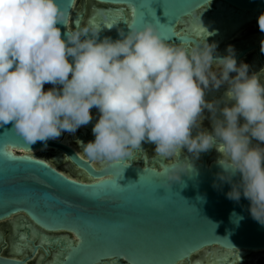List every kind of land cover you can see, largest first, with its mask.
<instances>
[{"label": "clouds", "instance_id": "1", "mask_svg": "<svg viewBox=\"0 0 264 264\" xmlns=\"http://www.w3.org/2000/svg\"><path fill=\"white\" fill-rule=\"evenodd\" d=\"M67 14L60 0H0V125L14 122L29 144L47 142L90 123L96 108L95 140L79 142L94 160H124L146 140L164 158L187 148L195 159L215 147L222 154L216 183L231 184L227 197L248 199L264 224V82L237 63L234 46L226 55L207 39L185 47L151 22L120 28L116 39H101L96 24L62 33ZM258 24L264 31V13ZM225 83L221 108L206 90ZM205 109L211 131L202 127ZM192 169V160L178 158L166 174L177 181ZM243 218L232 213L237 224Z\"/></svg>", "mask_w": 264, "mask_h": 264}, {"label": "water", "instance_id": "2", "mask_svg": "<svg viewBox=\"0 0 264 264\" xmlns=\"http://www.w3.org/2000/svg\"><path fill=\"white\" fill-rule=\"evenodd\" d=\"M78 1L60 0L68 9L62 33L71 31L70 24L73 28L82 27L83 21L89 25L97 10L124 8L120 16H112L117 30L102 31L101 39H116L120 28L127 32L128 26L142 27L151 22L164 39L168 37L169 42L185 47L201 42L195 35L179 31L190 18L198 17L202 8L212 15L222 2L236 14L264 11V0H209L206 7L207 0H89L88 13L87 0H83L81 11L77 10ZM142 8L146 12L140 15ZM155 16L164 25L155 23ZM9 147L33 152L48 149L54 154L50 158L41 154L15 156L7 150ZM212 153L213 148L202 152L198 160L182 152L173 158L154 153L147 155V163L136 151L124 160H103L101 164V160L89 158L61 138L29 144L15 131L14 122L0 125V223L22 220L30 242V249L23 255L12 254L10 243L6 255L0 252V264H38L41 254V264H46L53 261L56 252L54 264H107L109 256L113 264H118L116 257H122L126 264H173L177 259L181 264L185 259L195 264L206 260L208 252L215 249L231 251L228 260L238 250H264V224L251 216L248 199L241 196L234 201L227 197L231 184L216 183L222 169ZM185 157L193 161L192 171L182 173L180 180L169 179L167 169L176 159ZM62 159L67 164L58 166ZM81 167L90 174L80 171ZM57 173L83 184L96 178H117L95 186L107 190V194L93 197L60 180ZM233 212L244 217L238 224L232 219ZM27 224L49 235L50 242H34L28 237ZM202 252L205 255L198 256Z\"/></svg>", "mask_w": 264, "mask_h": 264}, {"label": "bare ground", "instance_id": "3", "mask_svg": "<svg viewBox=\"0 0 264 264\" xmlns=\"http://www.w3.org/2000/svg\"><path fill=\"white\" fill-rule=\"evenodd\" d=\"M123 10H116L114 8H108V10H97L94 12V15L89 20V25L96 24L99 25L102 29V31L106 33H113L117 30V23L114 21V15L120 16V13L124 12ZM213 14L210 15V12L207 9H203V11L199 14L196 18H190L186 23L184 24L183 28L180 29L179 32L186 31L187 33L191 35H195L196 37L200 38L201 41L207 39L210 43L216 42L217 47V53H227V48L229 45H223V42L229 37L235 34L237 31H239L245 24L248 22H251L255 17L259 19L261 12H242V13H235V10L222 2H220L217 5V9L212 12ZM199 22L201 26L206 29V35H203L199 32H197L195 23ZM111 24L112 27L109 28L108 25ZM260 37L264 41V31H262V34ZM221 47V48H220ZM224 96L223 98H225ZM221 98L220 107L222 108L224 106V99ZM231 103H234V101H231ZM217 115H220L218 112ZM210 119L212 121L211 113H210ZM241 123H243V118H241ZM94 124L92 122L88 123L87 125H83L82 128L84 130V134H90L91 140H95V136L93 134ZM195 135V132L193 133ZM63 142H66L67 144H71V142L68 139V135L64 134L61 138ZM254 141V140H253ZM84 144H87L84 143ZM153 143L150 141H144L140 148L137 149V155L143 156L144 159L149 163V159L147 157V151L149 147ZM80 147L83 149L82 145ZM7 150L11 154H17L20 152H25L30 154V156H34L33 151H19L11 147L7 148ZM201 155V154H200ZM222 154L216 149V151L213 153V159H220ZM200 157V156H199ZM198 157V158H199ZM198 158H195L194 160H198ZM100 161V160H95ZM142 161V160H140ZM101 164H104L105 161L101 160ZM29 225L30 229V235L29 238L33 239L34 242H39L41 245H45L49 243L50 236L46 233L41 232L39 229L35 228L31 224ZM25 226V222L22 220L16 219L13 221V238L11 241V253L14 255H23L30 249V242L27 241V229H22V227ZM24 236L26 237L25 240H20V237ZM3 233L0 232V240H3ZM66 238V236H65ZM248 251L245 250H239L236 252V255L234 257V260L232 263L229 264H237V261H242L247 255ZM232 254L231 251H221L219 249H215L211 252H208L206 255V260H199L195 262V264H228L229 261L228 258ZM43 255L41 254V257L38 259V264H41ZM58 259V252L54 254L53 261L47 262L46 264H54V262Z\"/></svg>", "mask_w": 264, "mask_h": 264}, {"label": "flooded vegetation", "instance_id": "4", "mask_svg": "<svg viewBox=\"0 0 264 264\" xmlns=\"http://www.w3.org/2000/svg\"><path fill=\"white\" fill-rule=\"evenodd\" d=\"M79 1L77 3V9H78V5L80 4V9H78V11H81L83 0H79ZM90 3H91V1L87 0L88 13L91 10L90 9ZM258 12L264 13V11H258ZM258 20L259 19L255 17L251 22H248L247 24H245L239 31H237L232 36H229L223 42L222 46L223 45H233L235 48L236 56L240 55V57L237 59V63L238 64L240 62L248 63L250 66L249 67V73L250 74L252 72L259 73V75L261 76L262 82H264V52L261 51V42L263 41V39L260 37V35L262 34V31L259 28ZM85 24H86V22L83 21L82 26H84ZM70 28H71V30L74 29L72 26ZM240 33H243V35L241 37H238V35ZM198 39H200V38H198ZM203 41H201V42H203ZM192 46H193V44L191 45V47ZM218 54L226 55L227 53H222V54L218 53ZM217 71H218V69H217ZM231 75H235V73H232ZM44 87H45V90H47V89L53 87V85L45 84ZM227 89H228L227 83L222 84L220 86V88H218V89L210 88V89L206 90V99L209 101H211L213 99H217V98L221 99L224 96H226ZM92 114H93V119L91 122L95 125V123L99 119V112L96 108H93ZM204 117L205 118L202 121V127L211 131L212 130V121L210 119L209 110L205 109ZM196 131L197 130L194 129L193 133L195 132V134H196ZM64 134L68 135V139L71 142L72 146H74L82 154H85L83 152V149L80 147L81 143H79V142L82 141L83 143H86V142L88 143L91 140V135L90 134H84V130H83L82 126L75 133H70L67 131L63 132L59 138H62ZM253 143H256V141L254 140ZM155 149H156V145H155V143H153L149 147V149L147 151V155L150 156L151 154L156 153ZM50 151H51V155L54 154V151H52V150H50ZM136 151H137V149H134L133 153H135ZM215 151H216V148L213 147V153ZM182 153L185 155L190 154V156H192V154L188 152L187 148H184L182 150ZM45 158H47V157H45ZM48 158H50V157H48ZM50 162H52L51 159H50ZM58 166H61V165H58ZM14 219L6 221V225H5V223L3 224V222L0 223L2 225V228H1L2 231L0 230V232H2L3 235L5 234V228L6 227H9L10 231H11L10 235H8V236L4 235L3 240L2 241L0 240V252L3 255H6L8 253L10 243H11L12 238L14 236V234H13V221H14ZM5 246L7 248L4 249L5 251H2L1 247H5ZM205 253L206 252H204V253L202 252L198 256L201 257V256L205 255ZM257 254H259L258 258L256 260L255 259L253 260L252 258L254 256H256ZM235 255H236V252H235ZM233 260H234V257L231 258L230 260H228L229 261L228 264L232 263ZM30 264H34V261L30 262ZM239 264H264V250H262V251H250V252L248 251V253H247V255H245L244 259L242 261H239Z\"/></svg>", "mask_w": 264, "mask_h": 264}, {"label": "snow or ice", "instance_id": "5", "mask_svg": "<svg viewBox=\"0 0 264 264\" xmlns=\"http://www.w3.org/2000/svg\"><path fill=\"white\" fill-rule=\"evenodd\" d=\"M208 2H209V0H207V2L204 3V7L207 6ZM202 10H203V8L201 9V11ZM145 12H146V9L142 8L141 9V12H140V15L143 14V13H145ZM153 20H154L155 23L161 24L160 21H159V18H157V16H155L153 18ZM161 25H164V24H161ZM108 27L111 28L112 25L109 24ZM195 27H196L197 32H199V33H201L203 35H206L207 34L206 33V29H204L199 22H196L195 23ZM165 39H168V37L165 38ZM173 39H174V37H173ZM189 48H191V45H189ZM10 151H11V147H10ZM15 156L30 157V154L25 153V152H20V153H17ZM80 171H84L86 174H90L88 172V169L87 168H84V167H81L80 168ZM57 175L59 176L60 180L64 181L67 184L73 185L75 188L79 189L83 194H85V195H91L93 197L99 196L102 192H104L105 194H107V190H98L95 186L101 185L104 181L116 180V178H117L115 175L113 177H110V178H107V179L96 178V179L93 180L92 183L83 184V183H78L76 180H73L70 177L63 175L62 173H57ZM111 191L113 193L119 192V190H116V189H111ZM13 211H18V209H14ZM9 214L10 213H5L4 215H9ZM25 239H26V237H24V236H21L20 237V240H25ZM77 239L80 242H82V238L79 236V234H77ZM116 259L118 261V264H126L125 260L122 257H116ZM107 264H113V257L112 256H109L107 258ZM173 264H181V261L179 259H177L176 261L173 262ZM183 264H188V261L185 259L183 261ZM237 264H239V260L237 261Z\"/></svg>", "mask_w": 264, "mask_h": 264}, {"label": "rangeland", "instance_id": "6", "mask_svg": "<svg viewBox=\"0 0 264 264\" xmlns=\"http://www.w3.org/2000/svg\"><path fill=\"white\" fill-rule=\"evenodd\" d=\"M80 2V1H79ZM78 9H80V4L78 5ZM77 9V10H78ZM70 27H71V24H70ZM246 32V31H245ZM243 35V33H240L238 35V37H241ZM34 154H41L42 157H51V151L50 150H41V151H34L33 152ZM59 165H64V164H67L66 160L65 159H62L60 162H58ZM5 223L6 225V221L3 222V224ZM11 231H10V228L9 227H6L5 228V234L6 236L10 235ZM7 247H1V250L2 251H5L4 249H6ZM259 254H257L256 256H254L252 259L256 260L258 258Z\"/></svg>", "mask_w": 264, "mask_h": 264}]
</instances>
